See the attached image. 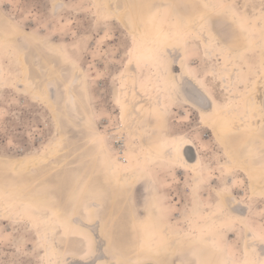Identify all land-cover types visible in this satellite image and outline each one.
Segmentation results:
<instances>
[{
    "label": "rangeland",
    "instance_id": "374dc122",
    "mask_svg": "<svg viewBox=\"0 0 264 264\" xmlns=\"http://www.w3.org/2000/svg\"><path fill=\"white\" fill-rule=\"evenodd\" d=\"M99 1L0 0L4 80L0 86V195L9 205L18 206L13 213L0 212V264H49L47 243L39 238L47 225L38 211L54 212L66 222L56 238L63 252L71 243L68 236L84 231L95 241L85 259L106 256L96 264L110 260L113 264H158L160 254L168 251L161 223L148 217L152 202L161 207L175 234L204 235L195 242L178 240L175 252L166 256L167 264H223L224 255L232 264H240L250 246L257 249V264H264V168L258 154L264 150V122H259V128L255 123L233 132L221 115L234 107L233 112L248 117L250 110L240 97L252 89L264 106V49L257 43L264 0H117L119 5L127 3V15L114 10L110 0L102 1L99 13ZM206 2H211L210 7ZM169 3L196 25L209 16L218 37L203 42L190 33L183 54L163 31L168 23L173 27L171 34H183ZM245 25L252 28L249 38ZM152 41L165 53L170 69L162 67L150 47ZM182 62L215 99L214 114L198 116L189 104L172 95L162 107L136 98L140 88L164 91L168 73ZM80 70L87 78L86 94ZM36 88L47 97L35 93ZM129 93L133 100L127 107L123 102ZM133 107L138 134L123 125L125 109ZM101 135L114 158L125 152L127 161L122 163L126 168L132 166V159L139 162L136 146L158 149L168 137L172 141L178 135L192 140L202 165L191 171L150 159L151 176L122 188L112 178L110 158L100 148ZM59 139L58 155L46 163L36 167L15 163V159L49 150ZM229 152L243 161L240 168L232 166ZM150 225L157 230L155 240ZM98 231L109 243L95 237ZM73 254L63 255L61 264H68L66 257ZM127 254L135 255V262Z\"/></svg>",
    "mask_w": 264,
    "mask_h": 264
},
{
    "label": "bare ground",
    "instance_id": "6f19581e",
    "mask_svg": "<svg viewBox=\"0 0 264 264\" xmlns=\"http://www.w3.org/2000/svg\"><path fill=\"white\" fill-rule=\"evenodd\" d=\"M102 1L103 0L97 2V4H98V10L97 11L99 13L102 12V9H103L102 6H101V3H103L104 1L103 2ZM112 2H113V5H115V6H113V7H115L114 10H116V11L117 10H121V11H123V13L125 15H127L129 13V6L127 5V3H125L123 5H119L117 3V0H112V1L110 0V3H112ZM206 3L209 6L211 2H206ZM168 6H169L170 10L172 11V13L176 17L177 26H178V29L180 30L179 32L180 33L182 32L183 34L182 35H180V34H171L170 31L172 30L173 27H171V25H169L168 23L165 25L163 31H165V32H167L169 34V36L171 37V41L176 43L177 47H179L181 49V52L183 54H185V52H186V51H184L183 45H185L187 43V40L190 37V35H189L190 33H192L193 35H195V36L199 37L200 39H202L203 42L204 41L208 42L210 39L211 40H215L218 37V36H216L217 34H216L215 30L211 26V19L209 18V16H204V17L201 16L202 19L200 20V22H197L198 25H196L195 23H193L189 19H187L177 9V7L173 3H169ZM157 7H158L159 12L160 11L162 12V4L157 5ZM219 8H221V7H219ZM117 13H119V12H117ZM232 16L234 17V19L236 21H239L240 25H241V20L239 19V16H238L237 12L233 11L232 12ZM125 21H126V19H125ZM197 21H199V20H197ZM259 21L262 23V27L260 26L261 27L260 29H262V32H261V35L257 38V43L259 45H261L260 47H262L264 49V18H260ZM136 24H137V22L132 23V25L135 28H136ZM245 28H248V31H247V35H245V34L244 35L246 36V38H249L250 33H252L251 32L252 28L249 25H245ZM174 31H175V29H174ZM133 32H135V35L137 33H139V32L136 33V31H133ZM230 40L231 39H229V41ZM233 41H231V42H233ZM224 46L226 48H229V49L231 48V46L229 44H225ZM150 47L152 48L153 52L155 53L157 58L160 60V62H162V64H163L162 67L164 69H166V70L170 69L169 68L168 59H167L165 53L163 52V50H161L160 46L157 44V42L152 41L150 43ZM143 48H144V46H143ZM145 51H147V50H145ZM262 64H263V68H264V55L262 57ZM178 66L181 68V74L186 76L188 78V80H190V82H191L190 90H187V91L183 92V88H181L180 84L176 80V74L172 70H170V72L168 73V78L165 79L164 84H163L164 91L160 92L159 90L156 91L154 89H152L150 91V90H147V89H144V88H140V89L137 88L138 90L135 91V92H137L136 93V98L147 99L148 102L151 101L154 104H156L157 106H161L162 107V104L163 105H167V104H164L163 101H166L168 99V97H167L168 95H170V96L172 95L173 98L179 99V100L181 99V96H182L189 103H191L194 106H196L199 109L200 114L202 116H205L207 114L208 115L214 114V112L216 111V108H217V103H216L215 99L211 95H209V93L205 89L202 79L199 76H197L194 72L191 73L189 70H187L185 68L184 62H182ZM162 67H160V68H162ZM128 68H130V67H128ZM2 73H3V68L0 65V86L4 83V80L1 77ZM130 73H132V72H130ZM79 74L81 76L82 85H83V88H84L85 94H86V92L88 90L87 87L85 86V84L87 83V80H86L87 78H86V76H85V74H84V72L82 70L79 71ZM135 74H137V73H135ZM160 74L164 75V71H161ZM136 76L137 75H134L135 79H136ZM130 77H131V75L129 76V78ZM261 78L263 79L262 80V82H263L264 81V71L261 74ZM136 84H138V83H136ZM260 84H261V82H260ZM131 85H133V83ZM259 87H260V85H259ZM260 90H261V88H260ZM35 91H36L35 93H37L38 95H41V96H43L45 98L48 95L45 91H43L41 89H37L36 88ZM131 95L132 94L129 93L128 95H126L124 97V102L123 103L127 107H129V104L132 103L133 99L131 98ZM164 95L166 97H164ZM256 96H257L256 95V91L254 89H252V90L243 92V94L240 97V100L242 102H244V104H245V106L247 108V112H249V110H250V115H248V117L243 116L242 114L238 113V111L233 112V111H235L234 107H232V108L229 107L226 110L222 111V113H221L222 118L228 121L229 128H231V130L233 132H239L244 127L252 128V126H253L252 124H255V123L257 125L256 128H259V122H261V121L264 122V106H263L261 100H259V99L257 100ZM259 97L261 98V96H259ZM121 98H123L122 94H121ZM140 103H142V102H140ZM158 108H160V107H158ZM165 111H167V110H165ZM160 112H161V110H160ZM136 113L137 112L134 109V107L132 108V110L125 109L124 116H123L124 117V124L123 125H125V128H127L128 130L130 129V131L134 132L135 134H138V128H139L138 124L133 122V119L137 118L136 117L137 116ZM255 120H258V121L256 122ZM148 125H149V123H148ZM127 129H126V131H127ZM103 137H104L103 135L100 136V139H101L100 148L103 150L104 154L106 156H108V158H110L111 169L113 168L112 170H114L113 172L111 171L112 174H113L112 178L113 177L116 178L120 182V187H122V188H124L125 186H128V185L133 186V185L137 184V182L140 180V178L142 176H151V170H150V168L147 165V161L150 160V159H152V162L153 161L157 162V161H161V160H166V161L171 162L173 164H178L180 166H183V167H185V168H187L188 170H191V171L199 170L201 168V165H202V159H201V156H200L199 152L196 149V145L192 142V140L190 138H188V137H182L181 138L178 135V136H174L172 141H171V138L168 137L165 141L161 142L160 147L158 149H155L154 147H152V146H150L148 144H146L145 148H143V149H141V147H139V146H136L135 150H134L135 151V155H136L135 157L138 158L139 162H137L136 160L132 159L131 162H130V165H132V166L130 168H126L124 163H122V162H126L127 161V157H126L125 152L124 151L122 152V156H119V155L115 154L116 155L115 156L116 159H115L114 156L111 153L110 148L108 147V145L106 143L105 137L104 138ZM134 137H132V138H134ZM137 137H139V136H137ZM147 139H148V137H147ZM143 140H145V137L143 138ZM61 145H62V140L59 139L58 142L56 144H54V146L52 148H50L49 150H46L43 153H39L37 155L25 156V157H22L20 159H15L16 160L15 163L16 162L18 164L19 163L20 164H24L25 163V164H28V165H30L32 167L33 166L36 167V166L42 165L43 163H46L49 158H53V157L58 155V148ZM143 145L144 144H142V146ZM128 146H129V144H128ZM227 148H228V144H227ZM229 154H230L232 160L234 161V165H232V166L234 168H240L241 167L240 165L243 163V161L239 157H237L234 153L229 152ZM258 154H259L260 160L262 161V166L264 168V150L261 149ZM245 159H247V158H245ZM139 164H141L143 166L142 169L139 167L140 166ZM17 166H19V165H16V167ZM232 166H230V167H232ZM247 166H248V164H247ZM262 188L263 187H261V189ZM258 190H260V189H258ZM23 204L25 206L29 207V208H34L33 206L28 205L26 202L23 203ZM17 207L18 206L16 205V203H12L11 205H9L6 202L5 198L0 195V212L13 213L14 211L17 210ZM129 210H130L131 215H133L135 213L134 208L131 207ZM148 210H149L148 217L150 219L157 218L158 221L161 223V225H162L161 231L163 232V235H164V237L166 238V241H167V243L165 245H163V246H164V249H166L168 251V253L165 254L166 253L165 252L162 255L160 254V256L158 258L160 264H167V262L165 261L166 260V256H168L170 254L172 255L175 252V248L177 247L176 246V242L178 240L183 239V240H186V241L195 242V241L198 240L199 236H204L202 233L197 234V233H194V232H192L190 234H182V235L175 234L173 232L174 230H173L172 223L170 222V220H168L164 216V214H163V212L161 210V207L158 204L152 202V204H151V206L149 207ZM228 211H230V210H228ZM44 214L41 211H38V215L42 219L41 221L42 222L44 221V224L47 225L44 229L42 228L43 230L40 232L39 238L44 240L47 243V246H45L44 250H46L45 251V257L47 258L49 264H61L62 256L67 254V253L68 254L69 253H72V254L74 253L72 256L66 257L69 260L68 264H73V263L96 264L97 261L99 262V259H101L103 257H106V256L102 255L103 257L95 256V257L91 258L90 257L91 254H90V256H89L90 258L87 257V259H85L84 256H86V254L89 253L90 248H91V242H90L91 239H89V237L86 235V233H83V232H81V233H72L70 236H68V240H71V243H68V247L66 246L67 247V249H66L67 251L63 252V249L61 248L60 244L56 240L57 233L60 230V226H61V224H60L61 222H60L59 216L56 213H54V212L50 213L49 215H44ZM75 218H76V216H75ZM155 222H154V224H155ZM81 226H84L85 229L89 230L91 233L93 232L92 228L89 227V225L81 224ZM154 227L155 226H153L151 228L150 233L152 234V237L155 240L158 237V233H157L156 228H154ZM248 228H247V230H248ZM193 230H196V229H193ZM253 234H254V232H253ZM102 243H103V241H102ZM146 244L149 247L150 243L149 244L146 243ZM142 248L143 247H141V248L139 247L138 250H141ZM146 249H147V247H146ZM94 250H95V248H94ZM150 251H151V249H150ZM159 251H160V249H159ZM98 254H99V252H98ZM144 255H146V253ZM109 256H110V254H109ZM128 256L130 258L134 259V262L137 259L135 255L129 254ZM156 257H158V256H156ZM223 258H224V260H223L224 263L222 262L223 264H232V259L230 257L224 255ZM242 258H243L242 259L243 261H241L240 264H257V249H256V247L255 246H250V247L246 248L244 250V256H242ZM111 261L112 260H110L108 262V264H113V263H111ZM156 262H157V260H156ZM143 264H153V263L147 261L146 263H143Z\"/></svg>",
    "mask_w": 264,
    "mask_h": 264
},
{
    "label": "flooded vegetation",
    "instance_id": "af4514ba",
    "mask_svg": "<svg viewBox=\"0 0 264 264\" xmlns=\"http://www.w3.org/2000/svg\"><path fill=\"white\" fill-rule=\"evenodd\" d=\"M176 71L174 72L175 74H176V80L178 81V83L180 84V86H181V88H183V92L184 91H187V90H190V87H191V82H190V80H188V78L187 77H185V76H182V74H181V68L176 64ZM181 100L183 101L182 103H184V104H189V106L191 107V108H193L194 110H196V112L198 113V116H200L201 114H200V111H199V109L196 107V106H194L193 104H191V103H189L185 98H183V97H181ZM64 224H66V222L64 223ZM91 243H93V242H91ZM92 246H93V248H94V244H92ZM92 248H90V250H91Z\"/></svg>",
    "mask_w": 264,
    "mask_h": 264
},
{
    "label": "crops",
    "instance_id": "0c3cea01",
    "mask_svg": "<svg viewBox=\"0 0 264 264\" xmlns=\"http://www.w3.org/2000/svg\"><path fill=\"white\" fill-rule=\"evenodd\" d=\"M59 219H60V218H59ZM79 219H80L81 221H84V218H82V217L79 218ZM60 222H61V223H60V224H61V226H60V230H61V229L63 228V226H64V222H63L61 219H60ZM82 232H83V233H86V232H84V231H82ZM86 235L88 236L87 233H86ZM99 236H100V233H99V231H98V234L96 235V238H100ZM88 237H89V236H88ZM96 238H95V239H96ZM89 239H91V238L89 237ZM100 239H101V238H100ZM101 240H102V239H101ZM103 240H105L107 243H109V240H108L107 238H104V237H103ZM103 240H102V241H103ZM90 242H91V240H90ZM94 242H95V241H93V243H94ZM103 242H104V241H103ZM105 244H106V243H105ZM96 245H97V244H96ZM97 246H98V245H97Z\"/></svg>",
    "mask_w": 264,
    "mask_h": 264
}]
</instances>
